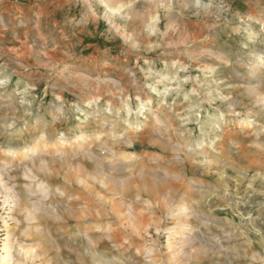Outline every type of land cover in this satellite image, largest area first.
Instances as JSON below:
<instances>
[{
  "label": "rangeland",
  "instance_id": "obj_1",
  "mask_svg": "<svg viewBox=\"0 0 264 264\" xmlns=\"http://www.w3.org/2000/svg\"><path fill=\"white\" fill-rule=\"evenodd\" d=\"M0 264H264V0H0Z\"/></svg>",
  "mask_w": 264,
  "mask_h": 264
},
{
  "label": "bare ground",
  "instance_id": "obj_2",
  "mask_svg": "<svg viewBox=\"0 0 264 264\" xmlns=\"http://www.w3.org/2000/svg\"><path fill=\"white\" fill-rule=\"evenodd\" d=\"M73 183V182H72ZM81 213V212H80Z\"/></svg>",
  "mask_w": 264,
  "mask_h": 264
}]
</instances>
